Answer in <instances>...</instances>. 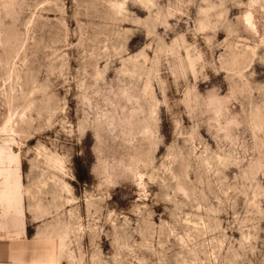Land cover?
I'll use <instances>...</instances> for the list:
<instances>
[{"label": "rangeland", "instance_id": "1", "mask_svg": "<svg viewBox=\"0 0 264 264\" xmlns=\"http://www.w3.org/2000/svg\"><path fill=\"white\" fill-rule=\"evenodd\" d=\"M0 264H264V0H0Z\"/></svg>", "mask_w": 264, "mask_h": 264}, {"label": "bare ground", "instance_id": "2", "mask_svg": "<svg viewBox=\"0 0 264 264\" xmlns=\"http://www.w3.org/2000/svg\"><path fill=\"white\" fill-rule=\"evenodd\" d=\"M208 11V9H207ZM204 12H206V10H204ZM245 19H246V24L251 28L253 29L254 31H257L256 30V25L254 24V21H253V13L251 12H247V14L245 15ZM189 58H190V65L193 67L194 66V59L192 58V56L189 55ZM194 70V69H193Z\"/></svg>", "mask_w": 264, "mask_h": 264}]
</instances>
